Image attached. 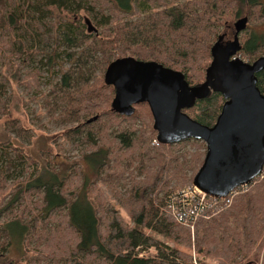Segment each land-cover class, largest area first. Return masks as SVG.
I'll use <instances>...</instances> for the list:
<instances>
[{"label": "trees", "instance_id": "trees-1", "mask_svg": "<svg viewBox=\"0 0 264 264\" xmlns=\"http://www.w3.org/2000/svg\"><path fill=\"white\" fill-rule=\"evenodd\" d=\"M242 18L236 56L251 63L264 54V0H0L3 131L30 138L9 111L14 82L64 130L62 142L79 150L92 176L74 162L54 168L59 153L47 152L40 167L0 139V258L22 248L31 255L25 264H264V166L250 184L225 199L206 197L212 205L177 222L173 207L194 206L183 194L204 144H158L147 105L115 114L102 80L111 61L130 57L199 85L211 45L222 34L232 39ZM255 78L264 94V69ZM222 103L210 93L183 113L210 127Z\"/></svg>", "mask_w": 264, "mask_h": 264}, {"label": "water", "instance_id": "water-1", "mask_svg": "<svg viewBox=\"0 0 264 264\" xmlns=\"http://www.w3.org/2000/svg\"><path fill=\"white\" fill-rule=\"evenodd\" d=\"M245 26L246 18L239 19L229 42L221 44V35L216 38L199 85L188 86L181 73L130 57L111 61L102 76L104 85L112 87L109 107L115 114L129 117L135 105H147L158 144L185 140L204 144L191 185L214 199H224L234 189L250 184L264 166V94L257 89L255 78L264 69V54L251 63L236 56L240 49L237 35ZM210 93H218L223 103L215 122L207 127L183 110Z\"/></svg>", "mask_w": 264, "mask_h": 264}, {"label": "rangeland", "instance_id": "rangeland-1", "mask_svg": "<svg viewBox=\"0 0 264 264\" xmlns=\"http://www.w3.org/2000/svg\"><path fill=\"white\" fill-rule=\"evenodd\" d=\"M59 16L62 18L71 19L69 15H65L64 13H61ZM84 18V15L80 13L78 19L80 20L81 24H83ZM83 25L84 29L86 30L87 27L85 24ZM89 28L91 30L88 33L94 32V30L92 31L91 25H89ZM9 92L11 97L9 100L11 101L9 106L11 116L12 118L18 119L20 125H22L24 128L29 129L28 132L30 134V138L27 139V141L26 138H24L23 141H20L14 139L13 136L9 134L7 136L3 131L4 118H0V139L8 138L14 144V146L21 148L27 156H30L32 159H34L40 167L45 166L46 161H48L47 152L51 154L50 156H52L54 153H59L60 156L55 158V165L53 166L54 168L59 167L63 169L66 166L68 167L72 165L74 162L78 165L82 172L85 173L89 179H91L92 176L89 174L86 165L82 160H80L78 153L79 150L73 149L66 143L62 142L61 134L64 132V130L61 127L55 126L46 117L44 118V113L34 106L32 102L28 101L27 94L22 91L19 85L14 82L10 83ZM37 117H39V119ZM59 143L63 146L60 152H58L56 149V144ZM185 149L187 151L189 150V152L193 151L190 147H186ZM105 195L107 198H109L106 191ZM146 233L151 235L150 232ZM156 238L161 240L159 237ZM166 244L168 246H172V243L170 242H166ZM17 250L18 249L15 250L12 248L10 251H8L9 254L7 253L2 258H0V264H25V262L31 256L30 253L24 251L22 248L21 252H17ZM147 254H149L147 251L142 253V255L145 256Z\"/></svg>", "mask_w": 264, "mask_h": 264}, {"label": "built area", "instance_id": "built-area-1", "mask_svg": "<svg viewBox=\"0 0 264 264\" xmlns=\"http://www.w3.org/2000/svg\"><path fill=\"white\" fill-rule=\"evenodd\" d=\"M183 195L184 196L187 195V197L193 198L192 200H193L194 206L191 209V211H186L187 213L186 212L183 213V209L179 210V209H176V207L172 208L175 220L179 223H185L186 220L190 219L191 217H194L198 213L199 210L203 209L204 206L212 205V202H213V200L211 201L207 200L206 197H209V196L201 193L199 190H197L193 186L188 191H186V194L184 193ZM211 199H214V198H211Z\"/></svg>", "mask_w": 264, "mask_h": 264}, {"label": "flooded vegetation", "instance_id": "flooded-vegetation-1", "mask_svg": "<svg viewBox=\"0 0 264 264\" xmlns=\"http://www.w3.org/2000/svg\"><path fill=\"white\" fill-rule=\"evenodd\" d=\"M222 36V40H221V44H224L225 42H229L231 39H227V38H225L224 36H225V34H222L221 35ZM186 110V109H185ZM184 111V110H183Z\"/></svg>", "mask_w": 264, "mask_h": 264}]
</instances>
